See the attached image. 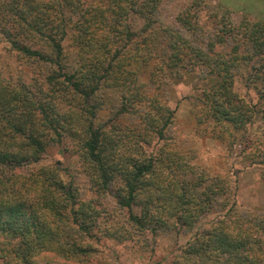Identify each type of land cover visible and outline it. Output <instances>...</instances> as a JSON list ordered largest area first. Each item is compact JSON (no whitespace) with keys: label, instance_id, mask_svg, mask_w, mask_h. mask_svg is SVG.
I'll list each match as a JSON object with an SVG mask.
<instances>
[{"label":"trees","instance_id":"16d2710c","mask_svg":"<svg viewBox=\"0 0 264 264\" xmlns=\"http://www.w3.org/2000/svg\"><path fill=\"white\" fill-rule=\"evenodd\" d=\"M163 2L0 0V44L30 73L0 72V264H103L102 238L155 252L149 238L182 234L158 264H264V209L239 205L233 166L212 173L177 147V108L147 90L200 76V134L264 181V17L224 14L200 45L205 0L175 25L161 24ZM52 144L97 197L43 163Z\"/></svg>","mask_w":264,"mask_h":264},{"label":"rangeland","instance_id":"374dc122","mask_svg":"<svg viewBox=\"0 0 264 264\" xmlns=\"http://www.w3.org/2000/svg\"><path fill=\"white\" fill-rule=\"evenodd\" d=\"M193 0H164L160 12V20L163 25H175L176 16L189 5ZM226 14L230 20L239 24L244 19L255 20L264 17V0H205L204 9L201 13L202 32H199L195 39L200 45H205L209 37L216 31L219 20ZM218 16V17H217ZM217 17V18H216ZM221 21V20H220ZM161 47V53L166 52L165 41ZM0 72L5 76H15L24 72L30 76L28 69L23 68L14 56L9 54L0 44ZM148 81V76L145 75ZM201 82V77L196 74H184L176 79V82L157 88L153 84L147 87L148 93L159 94L164 97L170 107L177 108L175 124L172 132L179 138L177 147L184 151H190L196 158V161L203 167L209 169L212 173L218 168L237 171L238 189L237 201L243 209L252 208L264 209V181L262 179L261 167L259 165L245 164L238 160L236 155H230L229 150L215 137L208 132L201 135L196 123L197 87ZM237 89L244 94L243 85H237ZM252 96L255 95L251 92ZM196 109V108H195ZM110 110L103 112L104 119L110 116ZM44 164L57 163L65 169L67 179H75L82 186L83 196L97 197L90 189V183L83 172L79 160L71 153L52 144L48 147L44 156ZM39 165H36L38 167ZM109 205L114 206L115 200L107 195L100 198ZM215 215H210L202 222L205 227L209 221L213 220ZM189 236H159L149 238L150 249L145 250L140 247L141 242L125 241L116 242L102 238L99 241L100 261L103 264H158L169 257L175 249L186 242ZM143 239V237H141Z\"/></svg>","mask_w":264,"mask_h":264}]
</instances>
